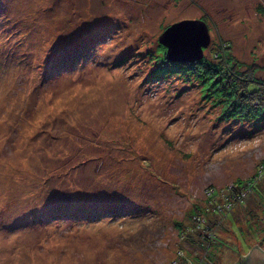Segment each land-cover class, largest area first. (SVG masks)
Here are the masks:
<instances>
[{
	"label": "rangeland",
	"instance_id": "rangeland-1",
	"mask_svg": "<svg viewBox=\"0 0 264 264\" xmlns=\"http://www.w3.org/2000/svg\"><path fill=\"white\" fill-rule=\"evenodd\" d=\"M259 6L0 0V264H175L181 248L235 264L264 250V123L218 120L196 83L150 77L163 29L203 15L205 55L225 41L264 65ZM257 173L243 203L215 212L211 259L184 241L176 223L209 189Z\"/></svg>",
	"mask_w": 264,
	"mask_h": 264
},
{
	"label": "trees",
	"instance_id": "trees-1",
	"mask_svg": "<svg viewBox=\"0 0 264 264\" xmlns=\"http://www.w3.org/2000/svg\"><path fill=\"white\" fill-rule=\"evenodd\" d=\"M259 7L264 12L263 7ZM200 18L207 22V16L203 15ZM166 51V47L158 38V53L153 55V69L150 71L153 80L160 82L177 77L185 82L196 83L201 88L202 98L212 107L219 109L218 120L238 122L240 126L246 122H250L253 126L264 123V78L258 75L259 72L264 71V65L259 64L257 60L251 63L240 60L233 53L232 44L225 41L215 46L210 56L205 55L202 60L195 62H171L167 59ZM125 60L126 58H123L118 63H123ZM261 165H264V162ZM260 172L264 174V170ZM261 178L262 176L257 173L255 177L238 179L226 187L231 188L234 193L243 194L241 201H236L231 209L224 210L226 215L237 204L244 202L249 192L248 188L254 186ZM212 190V193H207L205 209L196 205L187 217V224L176 223L179 234L184 236V241L191 245L195 244L193 246L199 247L198 249H205L208 257L213 248L212 243L214 245L216 242V237L211 235L210 228L219 225L213 210L219 203L215 197L223 196V191L214 188ZM233 195L229 197L232 198ZM195 216L205 217L206 223L197 224ZM207 223L209 226L206 225ZM179 251L177 254L180 261L175 264H205L204 259L191 256V253L183 248Z\"/></svg>",
	"mask_w": 264,
	"mask_h": 264
},
{
	"label": "water",
	"instance_id": "water-1",
	"mask_svg": "<svg viewBox=\"0 0 264 264\" xmlns=\"http://www.w3.org/2000/svg\"><path fill=\"white\" fill-rule=\"evenodd\" d=\"M178 25L182 26L181 31L185 40L179 46L173 47L170 43V34L177 30ZM159 42L166 47V56L171 62L185 63L202 60L205 56L204 50L211 44L209 25L201 18L174 22L164 29L159 36ZM242 259H245L242 264H264V250L256 244L240 260Z\"/></svg>",
	"mask_w": 264,
	"mask_h": 264
},
{
	"label": "built area",
	"instance_id": "built-area-1",
	"mask_svg": "<svg viewBox=\"0 0 264 264\" xmlns=\"http://www.w3.org/2000/svg\"><path fill=\"white\" fill-rule=\"evenodd\" d=\"M213 190H208L207 193H212ZM234 194V195H233ZM233 195V197H229ZM223 200L219 201V203L216 205V207L213 209L215 212L218 211H224L226 209H231L233 207V204L236 201H241L243 198V194H240L238 192L234 193L232 192L231 188H226L223 190V196L221 197ZM221 203V204H220ZM200 218V217H199ZM205 264H208L205 262Z\"/></svg>",
	"mask_w": 264,
	"mask_h": 264
},
{
	"label": "snow or ice",
	"instance_id": "snow-or-ice-1",
	"mask_svg": "<svg viewBox=\"0 0 264 264\" xmlns=\"http://www.w3.org/2000/svg\"><path fill=\"white\" fill-rule=\"evenodd\" d=\"M182 26L177 27V30H174L172 34H170V43H172L173 47H177L182 44L185 40V36L181 31Z\"/></svg>",
	"mask_w": 264,
	"mask_h": 264
},
{
	"label": "flooded vegetation",
	"instance_id": "flooded-vegetation-1",
	"mask_svg": "<svg viewBox=\"0 0 264 264\" xmlns=\"http://www.w3.org/2000/svg\"><path fill=\"white\" fill-rule=\"evenodd\" d=\"M245 259L240 260L239 262H237L236 264H242L244 262Z\"/></svg>",
	"mask_w": 264,
	"mask_h": 264
},
{
	"label": "clouds",
	"instance_id": "clouds-1",
	"mask_svg": "<svg viewBox=\"0 0 264 264\" xmlns=\"http://www.w3.org/2000/svg\"><path fill=\"white\" fill-rule=\"evenodd\" d=\"M246 255V254H245Z\"/></svg>",
	"mask_w": 264,
	"mask_h": 264
}]
</instances>
